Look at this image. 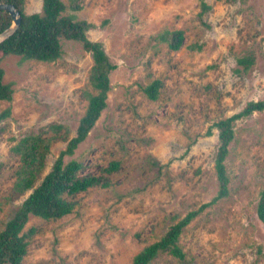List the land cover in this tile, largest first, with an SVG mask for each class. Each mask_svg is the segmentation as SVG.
I'll return each mask as SVG.
<instances>
[{"label":"rangeland","instance_id":"374dc122","mask_svg":"<svg viewBox=\"0 0 264 264\" xmlns=\"http://www.w3.org/2000/svg\"><path fill=\"white\" fill-rule=\"evenodd\" d=\"M65 15L92 25L89 40L101 42L117 69L110 76L107 108L65 162L109 185L68 199L72 214L59 220L31 217L23 264H130L189 212L219 189L214 123L264 100V0H84ZM27 13L42 0H26ZM181 30L182 47L171 50L160 35ZM53 63L0 59L12 101H0V231L30 194L13 188L23 137L51 140L44 173L75 136L88 105L93 59L80 43L62 41ZM252 57L248 68L238 60ZM159 80L157 100L143 88ZM56 126L58 129L51 127ZM225 161L229 194L207 208L179 239L183 260L161 253L151 264H264V224L256 206L264 189V111L238 120ZM111 162L119 168L105 169Z\"/></svg>","mask_w":264,"mask_h":264},{"label":"trees","instance_id":"16d2710c","mask_svg":"<svg viewBox=\"0 0 264 264\" xmlns=\"http://www.w3.org/2000/svg\"><path fill=\"white\" fill-rule=\"evenodd\" d=\"M83 1L68 0L69 8L73 12H79L83 8ZM0 2L13 4L22 16L17 32L0 44V59L20 56L23 61L53 63L63 55V40L80 43L93 59L89 83L95 92L86 93L88 105L85 114L80 119L75 136L67 142L66 148L59 153L52 169L39 184H37L38 178L44 173L47 157L51 152V140L40 135L26 136L13 147V151L19 155L20 159L13 188L20 194L28 192L30 194L0 231V264H23L28 254L29 237L33 232L32 230L24 232V230L31 217L48 221L62 219L74 211V204L68 197H74L94 187L109 186L102 176L86 175L82 162L76 160L65 162V158L74 155L76 149L87 139L102 112L107 108L108 93L111 89L110 76L117 66L109 59L103 43L91 41L87 37V32L93 24L65 15L67 6L62 0H42V11L32 14L27 13L26 0H0ZM200 5L203 14L211 10V6L207 5L204 0ZM11 24V15L0 10V34ZM160 38L171 50L178 51L182 47L184 33L181 30L165 31ZM253 63V58L248 56L238 60V64L244 65L245 68ZM4 76L5 71L0 67V101L10 102L13 99L14 90L11 84L5 83ZM160 86L161 82L156 80L143 90L150 99L157 100ZM263 111L264 100L250 101L237 114L220 120L209 128L206 136H211L213 129L219 132L214 160L217 182H219L217 195L210 202L204 203L196 211L189 212L171 225L158 241L146 246L130 264H151L161 253H169L181 260L185 258L179 246V239L184 228L207 208L212 207L229 194L230 182L225 161L229 154V146L235 138V122L255 112ZM10 115L11 109H5L0 114V123ZM56 128L58 129L57 126ZM119 165L118 162H111L105 172L111 173L117 170ZM256 215L258 220L264 224V189L259 196Z\"/></svg>","mask_w":264,"mask_h":264},{"label":"water","instance_id":"95a60500","mask_svg":"<svg viewBox=\"0 0 264 264\" xmlns=\"http://www.w3.org/2000/svg\"><path fill=\"white\" fill-rule=\"evenodd\" d=\"M0 10L8 12L12 17V24L0 34V44L13 36L22 22V16L13 4L1 3Z\"/></svg>","mask_w":264,"mask_h":264}]
</instances>
